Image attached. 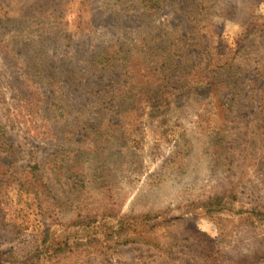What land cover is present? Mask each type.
<instances>
[{"label": "rangeland", "instance_id": "374dc122", "mask_svg": "<svg viewBox=\"0 0 264 264\" xmlns=\"http://www.w3.org/2000/svg\"><path fill=\"white\" fill-rule=\"evenodd\" d=\"M192 1L164 0L152 13L140 0H0V162H37L42 182L20 196L15 183L0 186V264H233L264 256V232L240 213L253 196L264 201V134L256 131L264 32H246L264 15V0H216L200 25L188 17ZM189 32L187 66L230 64L216 79H197L157 107L109 92L126 80V61L105 66L101 54L123 44L130 55L141 38L153 47ZM221 190L229 192L227 210L207 212L205 202ZM78 216L86 225L72 226ZM120 222H139L136 232L158 245L101 255L98 245L61 260L40 250L44 238L46 247L104 238Z\"/></svg>", "mask_w": 264, "mask_h": 264}, {"label": "trees", "instance_id": "16d2710c", "mask_svg": "<svg viewBox=\"0 0 264 264\" xmlns=\"http://www.w3.org/2000/svg\"><path fill=\"white\" fill-rule=\"evenodd\" d=\"M142 6L149 12H156L162 9L164 0H140ZM216 3V0H193L189 10L188 17L192 22L200 25V21H203L209 14ZM177 31L174 33L176 34ZM179 32V31H178ZM248 34L262 33L264 32V15L255 17L249 25L246 27ZM190 32L188 35L177 33L170 37L168 45H160L156 43L153 47H150L145 38H141L139 45L136 47V52L130 55L123 56V47L121 44L119 49L115 52H104L99 56V63L105 66L116 61H126V80L119 81L117 86L110 89V93L113 96L119 98L120 101L133 98L134 101L142 98L145 102L151 106L159 105L162 102H166L168 96L173 91L183 88L188 84L195 85L198 80L216 79V72L228 67L230 64L206 63L196 65L193 63L191 67L187 66L189 61L188 51L191 47ZM136 61V62H135ZM200 62V61H199ZM103 65V67H104ZM108 92V93H109ZM37 94V93H36ZM108 95V94H107ZM16 97V96H15ZM27 100V99H26ZM260 105L261 115L258 118L259 124L257 125L258 136L261 137L264 134V92L259 95L258 101ZM9 124V128L13 126ZM115 125L117 123L115 122ZM6 126L0 116V152L5 148V142L3 141L4 129ZM243 153H248V147L241 149ZM20 170V171H15ZM39 166L37 162L27 164L24 168H14L10 165L4 166L0 162V186L4 182H12L17 185L18 196L22 192L29 193L35 191L36 184L41 182L39 176ZM42 183V182H41ZM1 189V187H0ZM260 195L253 196L249 202L248 208H241L240 213L246 215V219L250 220L251 225H255V228H261L264 232V201H260ZM230 201L229 192L227 190H221L215 195L208 198L204 204V208L207 212H221L225 211L226 204ZM240 207H244L240 205ZM79 218L72 223V226L86 225L84 222H80ZM2 225H8V222L1 220ZM139 222H134L130 225L127 224L125 228L120 222L117 226V230L105 234L104 238L97 235H86L84 238L74 239L71 242L64 240L56 242L50 247H46L48 242L47 238L42 239L41 243L45 248L44 250L48 254V259L57 258L62 259V256L68 253H77L78 250L87 249L88 247H96L100 245V255L106 254L109 250L116 249L119 246L137 244L142 242L146 244L148 242L158 245L157 240L146 241L142 238V234L136 232L135 226ZM89 226V224H87ZM15 226V224H13ZM133 227V232H129ZM261 258L264 256H258L256 259L252 257L247 263H237L235 260H230L233 264H257L261 262ZM211 259L213 264H219ZM228 264V263H226Z\"/></svg>", "mask_w": 264, "mask_h": 264}]
</instances>
